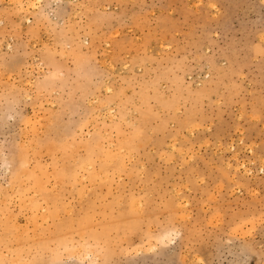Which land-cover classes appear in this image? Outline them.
Returning a JSON list of instances; mask_svg holds the SVG:
<instances>
[{
    "label": "rangeland",
    "instance_id": "374dc122",
    "mask_svg": "<svg viewBox=\"0 0 264 264\" xmlns=\"http://www.w3.org/2000/svg\"><path fill=\"white\" fill-rule=\"evenodd\" d=\"M0 264H264V0H0Z\"/></svg>",
    "mask_w": 264,
    "mask_h": 264
},
{
    "label": "bare ground",
    "instance_id": "6f19581e",
    "mask_svg": "<svg viewBox=\"0 0 264 264\" xmlns=\"http://www.w3.org/2000/svg\"><path fill=\"white\" fill-rule=\"evenodd\" d=\"M184 203H185V202H184ZM43 220H44V219H43ZM83 249H84V248H83ZM87 254L90 255V256H91V255L93 256V253H91V252H89V253H87ZM85 256H86V255H85ZM92 256H91V257H92ZM81 257H83V255H82ZM95 259H98V255H96Z\"/></svg>",
    "mask_w": 264,
    "mask_h": 264
}]
</instances>
